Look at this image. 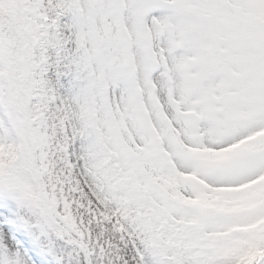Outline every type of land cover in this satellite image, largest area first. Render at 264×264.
Listing matches in <instances>:
<instances>
[{
  "label": "snow or ice",
  "instance_id": "6c2138e0",
  "mask_svg": "<svg viewBox=\"0 0 264 264\" xmlns=\"http://www.w3.org/2000/svg\"><path fill=\"white\" fill-rule=\"evenodd\" d=\"M0 264H264V0H0Z\"/></svg>",
  "mask_w": 264,
  "mask_h": 264
}]
</instances>
